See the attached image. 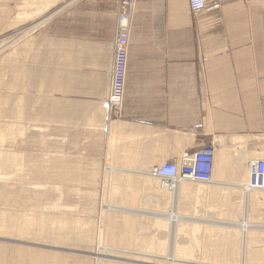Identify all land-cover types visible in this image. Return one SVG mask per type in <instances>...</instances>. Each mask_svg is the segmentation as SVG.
I'll return each instance as SVG.
<instances>
[{"label":"crops","instance_id":"1","mask_svg":"<svg viewBox=\"0 0 264 264\" xmlns=\"http://www.w3.org/2000/svg\"><path fill=\"white\" fill-rule=\"evenodd\" d=\"M1 1L8 15L3 25H11L24 0ZM119 1L69 6L66 22L80 15L81 31L69 29L64 39L49 22L33 33L35 96L50 106L64 100L68 136L75 131L89 138L104 174L137 176L207 145L217 152L236 137L247 146L255 141L264 154L263 1L207 0L195 13L187 0L136 1L123 104L114 113L102 98L110 89ZM63 40L80 45L76 58L67 51L63 64L54 56L38 61V53L52 55ZM21 42H14L18 53Z\"/></svg>","mask_w":264,"mask_h":264},{"label":"rangeland","instance_id":"2","mask_svg":"<svg viewBox=\"0 0 264 264\" xmlns=\"http://www.w3.org/2000/svg\"><path fill=\"white\" fill-rule=\"evenodd\" d=\"M29 1L33 2L22 1V11L11 18V25H3L2 18L8 15L1 10L0 0V159L7 158L0 167V264H34V255L40 259L36 264H58V260L64 262L61 264H241L240 229L198 228L190 223L202 218L238 224L241 191L209 186L205 193L189 189L179 194L177 210L187 215L188 222L174 240L181 246L173 257L168 251L170 225L161 220L156 223L153 217L174 207L173 194L160 191L157 180L124 173L104 174L103 164L95 161L96 146L90 154L89 138L83 139L82 133L77 135L75 131L68 136L64 100L50 106L49 100L35 96L34 26L49 22L46 25L54 26L61 39L69 29L80 32V15L69 24L66 10L73 5L81 8L82 0H55L48 8L43 5L40 9L25 4ZM121 4L122 0L119 11ZM20 35L22 38L17 40ZM15 41H22L20 53L13 49ZM78 49V43L66 46L63 40L54 45L52 55L48 50L41 51L37 58L40 62L54 56L63 64L67 51L76 58ZM254 145L255 141L245 148L256 149ZM229 154V166L236 165L235 150ZM251 157L264 159V154ZM239 176L227 174L219 181L234 183ZM196 183L204 185H190ZM124 207L136 212L116 211ZM261 207L264 204H255L251 210L253 223L259 219L264 223ZM22 226L27 230H15ZM250 235L246 264H264V230H254ZM144 241L148 244L141 243Z\"/></svg>","mask_w":264,"mask_h":264},{"label":"bare ground","instance_id":"3","mask_svg":"<svg viewBox=\"0 0 264 264\" xmlns=\"http://www.w3.org/2000/svg\"><path fill=\"white\" fill-rule=\"evenodd\" d=\"M54 1L55 0H48V1L47 0H33V2L32 1L31 2L30 1L25 2V4H31V5H34L35 7L39 6L38 9H40V7L43 5H45L46 7L50 6L51 3H53ZM136 1H138V0H122L121 11H120L119 20H118V23H119L118 31H117L116 38H115L114 43H113L114 56H113L112 72H113V66H114L115 59H116L115 47L118 46L119 49H122L120 41L118 39V36L121 33H124L122 35V37H123L122 41L125 42V47H124L125 52L123 53L122 57L118 60L124 66V71L121 73L123 75V87H122V92H121L122 95H121L120 100L114 101L112 104L110 103L111 83H112V74H111L110 91L107 94L108 98L106 97L107 99L106 98L103 99V102L106 105H109L110 107H112L114 113L118 112L121 109L122 102H123V96H124V91H125V82H126V74H127L129 30H130L131 16H132L133 8L135 7L134 4L136 3ZM237 1L248 2L251 0H237ZM262 1L264 3V0H262ZM187 2H188L189 9L194 13L203 11L207 6V0H206L205 7L202 10L193 11L192 10L193 8H191V6H190L192 4V1L187 0ZM34 28H35V26H34ZM121 28H124L125 30L122 31ZM21 35L19 37H17V40L22 38ZM1 51L3 52V50H1ZM241 138L242 137H236L235 139H233V144L226 145V146H220V149H218L217 152H214L212 176H211L210 180H206L205 182L185 178V179H179L177 182H174L173 185H168V184L165 185V184H162L161 181L158 180L157 177L153 175L154 166L150 170L144 171L143 173H141V172L136 173L137 176H139V177H145V178H148L149 180L150 179L151 180H157L156 182L158 183V188L160 191H162L164 193H168L170 195L173 194V197H174L172 200L173 206H174V207H172L173 209L170 208V210L168 212H165V214L158 213V214H155L153 216L154 219L156 218L155 219L156 223L158 222V220H161L163 222H167L170 225V231L169 232H170V239H171V241H170L171 247L169 248L168 251L170 252V255H172L173 257L175 255V252H177V247H178V244L175 245L174 240H175L177 234H179V231L181 230V226L184 223L188 222V221H186L187 215L186 214L183 215L181 212H179L177 210V205L179 203V194H183L184 192L188 191L189 189H192L191 191H194L195 193H198V194L203 193V192L205 193V192L209 191V186H212V187H216L219 189L234 188V189H237L236 191H241L243 193V195H242L243 199L241 201V203H242L241 214H240L241 217L239 216L240 220H238V224H232V223L224 224V223H220V222L211 221L210 219H202V218L201 219L200 218L193 219L192 221H190V223H192L194 225V227H198V228L200 227V225H204V226L207 225V226H217V227H224V228L227 227V228L240 229L238 231L241 232V238H240V258H241V262H242L241 264L247 263L246 262L247 247H248V243H250V238H251L250 233L254 230H264L263 219H259V221L256 223H253V221L251 220V218H252L251 210L253 209L254 205L255 204H260V205L264 204V186L252 185L253 180L251 178V174H250V170H249V164L255 160L263 159V158L251 157L253 154L259 155V153L257 152V148L256 149L245 148V147H248L247 145H245L247 140L243 141ZM207 146H209V145H207ZM204 147H202V148H204ZM202 148H200V149H202ZM214 150H215V148H214ZM231 150H235V152H236L237 163H236V165L229 166L230 165L229 164L230 163L229 152ZM251 151H253V152H251ZM193 152H189L187 154H192ZM238 155H239V158H238ZM6 160H7L6 157H2L0 159V167H1V165L4 164V162ZM164 163H167V162H164ZM237 171H238V173H240V176H239L238 180L235 181L234 183H224V182L219 181V178L226 177L227 174H231V175L238 174ZM127 175H134V174H127ZM190 182H202V183H204V185L196 183V185L192 187L190 185ZM176 191H178V195H176L177 194ZM222 191H224V190H222ZM115 206H117V205H115ZM111 207H113V206H111ZM109 209H112V208L109 207ZM117 209H119L122 212L123 211L126 212L127 210L128 211L132 210V208H128V207L116 208V211H117ZM261 210H264V208L261 207ZM210 217H212V216L210 215ZM9 225L12 227L11 222L9 223ZM15 230H21L24 232L27 230V227L22 226L20 228H15ZM141 243L148 244L147 241H144ZM179 247H178V249H179ZM96 259L100 260V258H98V257ZM39 260H40L39 255H34L31 258V262L34 264L39 263ZM57 263L61 264L64 262L58 260Z\"/></svg>","mask_w":264,"mask_h":264},{"label":"built area","instance_id":"4","mask_svg":"<svg viewBox=\"0 0 264 264\" xmlns=\"http://www.w3.org/2000/svg\"><path fill=\"white\" fill-rule=\"evenodd\" d=\"M190 5L193 11L202 10L205 7L206 0H191ZM220 1H237V0H220ZM124 31V28H121ZM124 33L118 36L121 48L115 47L116 59L112 72L111 96L110 103L118 101L121 98L123 87V64L118 61L125 52V42L123 40ZM117 63V64H116ZM108 98V97H107ZM106 98V99H107ZM215 150L212 145L205 146L202 149L194 151L192 154H183L174 161L161 163L154 166L153 175L165 185H173L179 179H192L205 182L210 180L213 170V154ZM252 185L264 186V159H258L249 164ZM208 182V181H207Z\"/></svg>","mask_w":264,"mask_h":264}]
</instances>
